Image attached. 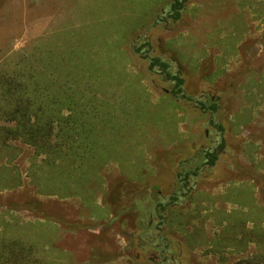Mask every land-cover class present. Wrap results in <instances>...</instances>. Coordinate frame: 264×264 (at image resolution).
Masks as SVG:
<instances>
[{"label":"rangeland","instance_id":"1","mask_svg":"<svg viewBox=\"0 0 264 264\" xmlns=\"http://www.w3.org/2000/svg\"><path fill=\"white\" fill-rule=\"evenodd\" d=\"M172 1L0 0V64L34 46L44 54L73 50L90 64L102 59L106 64L99 68V82L85 87L91 89L90 97L117 107L118 119L107 123L118 130L107 131L96 143V157L79 169L70 170L58 160L49 163L19 142L0 145V231L7 229L34 245L42 264H76L77 259L55 251L54 245L78 250L85 260L87 246L100 242L113 257L106 264H133L126 256L132 258L128 251L137 213L127 218L129 228L111 218L99 224L102 241L90 232L98 225L90 214L105 213L104 200L112 188H120V181L136 187L125 201L142 199L148 205L155 199L163 204L180 191L181 167L197 168L177 201L183 213L195 208L187 195L196 190L209 197L202 204L206 214L240 210L219 197L229 187L233 195L242 179L254 183L258 205L264 206V0H186L176 22L168 16ZM154 18L158 22L149 23ZM154 58L182 79L189 97L217 103L215 121L222 133L212 126L209 113L172 94L175 82L161 68L149 71ZM124 100L131 104L129 112ZM219 137L224 151L213 167H202V152L213 149ZM68 190L71 196H65ZM152 212L147 206L138 213L147 224ZM212 223L210 219L204 227L209 241L217 231ZM168 236L177 255L168 264H242L255 252L248 246L243 254H213L209 244L189 251L175 227ZM154 238L151 229L144 237L145 242Z\"/></svg>","mask_w":264,"mask_h":264},{"label":"trees","instance_id":"2","mask_svg":"<svg viewBox=\"0 0 264 264\" xmlns=\"http://www.w3.org/2000/svg\"><path fill=\"white\" fill-rule=\"evenodd\" d=\"M185 2L186 0L171 2L168 15L170 19L175 22L180 19ZM69 49L72 50L71 47ZM49 51L44 54L42 48L34 46L29 51L14 53L11 59L0 64V145L19 142L32 147L36 155L44 156L49 163H56L58 160L67 163L70 170L79 169L85 160L96 157V143L99 139L107 131L110 133L118 130L116 125L107 123L108 120L118 119L114 114L117 107L112 103L107 104L105 100L99 102L90 97L91 89L85 87L93 81L99 82L98 78L102 76L99 68L102 62H106L98 60V64L91 63L92 66L90 59L74 55L73 50V55L65 50V54L57 55L53 50ZM84 62H89L88 65L85 64L88 67H84ZM155 67L161 68L166 78L175 82L172 94L186 99L182 79L169 73L168 64L161 58H154L151 59L149 71ZM142 101L141 99L143 104ZM200 106L207 111L204 104ZM123 107L127 112L131 110L129 100H124ZM209 110L215 114L217 112L215 105L209 106ZM214 128L221 133L223 131L221 126ZM224 148L225 141L222 140L213 152L203 151L201 166L213 167L218 153L223 152ZM78 160L81 162L78 163ZM182 172L179 177L183 176ZM191 174L196 175V172L188 171L183 181L189 179ZM238 182L240 184L233 195L230 194L229 187L225 194L219 197L223 202L234 203L240 208L231 214L215 209L206 214L208 208L202 204L203 201H208V196L200 190L187 195V202L194 203L195 208L184 213L182 206L177 204L179 198L176 197L165 206L155 199L150 200L148 205L143 203L145 201L142 199L125 201L126 194L136 187L123 184L122 181L118 183L120 188L110 190L104 205L113 214L112 222H119L125 228L130 227L127 218L135 213L141 214L138 212H143V208L147 206H154V210L156 208L164 214L161 224H164L166 229V259L173 261L177 256L174 243L168 236L175 227L181 232L182 242L189 251H193L195 246L209 244L213 254H243L248 246H252L255 252L251 253V259H242L245 262L241 263L259 264V261H264V206L258 205L254 195V183L249 185L250 181L246 182L244 179ZM65 196H71L70 190ZM210 219L213 222L212 227L217 231L209 241L204 227ZM189 226L192 231H189ZM131 229L132 248L142 252L154 250V242L157 239L145 242L144 237L150 230L146 225ZM6 230L0 231V264H42L36 256L38 252L34 245L12 236ZM156 243L158 246L155 250L160 248L159 243Z\"/></svg>","mask_w":264,"mask_h":264},{"label":"flooded vegetation","instance_id":"3","mask_svg":"<svg viewBox=\"0 0 264 264\" xmlns=\"http://www.w3.org/2000/svg\"><path fill=\"white\" fill-rule=\"evenodd\" d=\"M156 22H158V21L156 20L155 23ZM184 94H185V97H186L185 100L192 102L193 105L196 108H198L201 112H207V113H209L211 115V124H213L214 126H217L216 125V121H215V113H213L211 110H209V106H212V105L217 106V103H214L213 101L211 103H208V101L205 100V99L196 100V99H194L192 97H189L185 92H184ZM181 99H184V98L181 97ZM200 104H204L205 107L207 108V111H204L201 108ZM218 132L221 133L220 131H218ZM221 141H222V138L219 137L218 138L217 145L213 149H211L212 152L217 149V147L221 143ZM218 155H219V153H218ZM181 168L183 169V172H182L183 176L180 177V182H179L180 191H178L174 195L172 194L171 196H168L165 203H163V204L160 203L162 206H165L166 204H168L173 197L180 198V197L183 196L182 194H183V191H184L185 186H186L185 181H183V179H184L185 174L188 171L187 170H184V166H182ZM195 172L198 173V170H195ZM195 177H196V175H192L191 174L189 178H195ZM157 190H159L158 191V194H161V191H160V188L159 187H158ZM163 218H164V214L158 212L156 210V208L154 210V206H153V212H152V214H150L148 216L149 221H148L147 224L144 223L145 222L144 221L145 218H140V216L138 214L135 215V219L133 220V222L135 224V227H140L142 225H146L148 229H151L152 232L155 234L154 240L157 239V242L159 243L160 248L157 249V250H155L158 245H157V243L155 244L154 241H153L154 242V250L151 249V250H147L146 252H142V251H140V250H138V249H136L134 247L131 248L128 252L132 255V258H128L126 256V258L128 260H130V259L133 260V261H131V263L137 264V262L142 261V260L145 261V262H149V264H168L169 263V260L172 262L171 259H166L165 258L166 255L168 254V250L166 249V242L164 241V234H163V229H165V226H164V224H161V222H163ZM111 219H113V217H111ZM154 220H157L159 224L158 225H153V221ZM149 242H152V241L149 240L147 243H149ZM152 253H155L156 254L154 258L151 255ZM124 256H125V252H123V253L120 254V257L118 259L119 260V263H120V260L121 261L124 260ZM155 258H157V260H159L158 263H156V259Z\"/></svg>","mask_w":264,"mask_h":264},{"label":"crops","instance_id":"4","mask_svg":"<svg viewBox=\"0 0 264 264\" xmlns=\"http://www.w3.org/2000/svg\"><path fill=\"white\" fill-rule=\"evenodd\" d=\"M155 14H156V11H155ZM155 17H156V15H155ZM155 19L156 18H154V20L151 19V21L149 23H151V22L154 23ZM100 60H102V59H100ZM100 203L103 204L102 201ZM99 204H94V206L97 205V207H98ZM103 206H104V204H103ZM111 215H112V213H110L108 209L105 211L104 214H98V213L90 214L92 221H95V222H97L96 224H98V225L94 226L97 229H94L92 231L89 230L92 234L93 239H96L98 241H102V238L105 235L103 234L104 232H102L99 229L101 227V226H99V224L106 223L107 220L109 218H111ZM102 245H103V243L100 242L98 245H95V246H91V247L87 246V249H85L84 252H86L88 254V257L85 258V260H82L81 256L79 255L80 253L78 250L75 251V250L70 249V252H67V250L65 248L63 249L61 247V245H54L52 247H55L56 248L55 251H57V252H59V250H60L59 253H63V254L69 253V255H71V258L74 257L75 259H77L76 264H106V262L109 259L113 260L112 259L113 257H109L110 254L106 253V250L102 247ZM114 258L116 259V257H114ZM69 260H70V258H69Z\"/></svg>","mask_w":264,"mask_h":264}]
</instances>
